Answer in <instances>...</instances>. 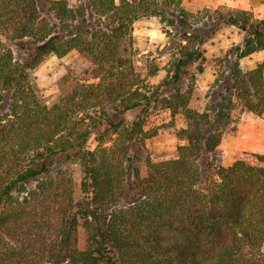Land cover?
I'll return each mask as SVG.
<instances>
[{
  "label": "trees",
  "instance_id": "obj_1",
  "mask_svg": "<svg viewBox=\"0 0 264 264\" xmlns=\"http://www.w3.org/2000/svg\"><path fill=\"white\" fill-rule=\"evenodd\" d=\"M143 16L180 31L178 52L155 84L130 54ZM223 24L241 27L245 41L218 63L225 91L206 109L192 108L204 44ZM7 40L22 43L25 60ZM263 49L264 18L228 4L191 11L183 0H0V264H264V154L263 163L215 162L233 111L264 112V60L241 66ZM72 50L90 68L44 102L31 69ZM184 79L186 91L165 93ZM155 105L184 108L189 125L178 156L149 158L143 176L133 162L145 118L126 113ZM67 160L84 169L79 202Z\"/></svg>",
  "mask_w": 264,
  "mask_h": 264
},
{
  "label": "rangeland",
  "instance_id": "obj_2",
  "mask_svg": "<svg viewBox=\"0 0 264 264\" xmlns=\"http://www.w3.org/2000/svg\"><path fill=\"white\" fill-rule=\"evenodd\" d=\"M67 1L73 4L79 0ZM183 3L191 11L228 4L251 9L256 16L264 18V0H183ZM212 28L213 23L210 21L207 25L201 26V31L204 34H210ZM178 34L180 31L164 27L159 16H143L135 22L130 54L135 61L137 72L146 81L155 84L166 75L170 60L178 52L180 41ZM245 38L246 32L241 27L234 24H223L205 42L207 60L204 64V71L197 74L190 107L204 110L215 97L219 96L221 90L225 91L223 85H218L216 81L223 74L218 63L234 45L243 44ZM7 44L14 48L18 58L25 60L26 53L20 41L7 40ZM263 60L264 49L242 58L241 66L244 70H249ZM90 66L89 61L77 50H72L64 56L51 54L31 69V79L42 100L52 104L70 90L74 84L73 80L80 77ZM156 69L159 73L154 74ZM189 84L188 80H181L178 84L171 85L165 93L176 90L178 86L186 91ZM8 104L9 100H7L5 110ZM108 109L112 117H120L121 114L113 103L108 105ZM233 113V122L224 134L215 162L227 165L238 158H244L251 162L263 163L259 154H264V112L258 114L250 110L242 111L238 107ZM141 116L145 118V133L136 142L139 146L137 147L138 155L133 165L139 168L145 176L148 173L149 158L156 161L178 156L179 146L186 142L181 130L188 127L189 120L184 108L174 112L173 109L162 105H155L146 110L138 107L126 113L128 120H136ZM88 145L95 148L96 138H91ZM63 164L73 174L74 197L79 202L83 197V166L72 160L64 161ZM80 235L82 237L83 229Z\"/></svg>",
  "mask_w": 264,
  "mask_h": 264
}]
</instances>
